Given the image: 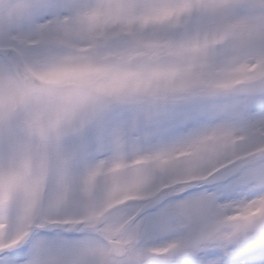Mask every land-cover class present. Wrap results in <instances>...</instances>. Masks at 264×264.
<instances>
[{"label": "snow or ice", "instance_id": "snow-or-ice-1", "mask_svg": "<svg viewBox=\"0 0 264 264\" xmlns=\"http://www.w3.org/2000/svg\"><path fill=\"white\" fill-rule=\"evenodd\" d=\"M0 264H264V0H0Z\"/></svg>", "mask_w": 264, "mask_h": 264}]
</instances>
